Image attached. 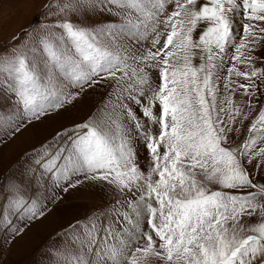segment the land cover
Here are the masks:
<instances>
[{"label":"rangeland","instance_id":"374dc122","mask_svg":"<svg viewBox=\"0 0 264 264\" xmlns=\"http://www.w3.org/2000/svg\"><path fill=\"white\" fill-rule=\"evenodd\" d=\"M0 264H264V0H0Z\"/></svg>","mask_w":264,"mask_h":264}]
</instances>
